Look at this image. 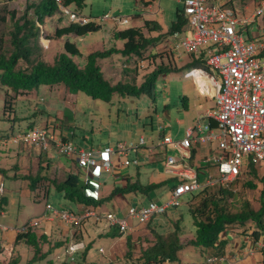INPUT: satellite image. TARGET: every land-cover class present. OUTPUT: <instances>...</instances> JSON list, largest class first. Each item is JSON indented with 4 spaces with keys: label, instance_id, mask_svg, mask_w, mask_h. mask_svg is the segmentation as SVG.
<instances>
[{
    "label": "crops",
    "instance_id": "crops-1",
    "mask_svg": "<svg viewBox=\"0 0 264 264\" xmlns=\"http://www.w3.org/2000/svg\"><path fill=\"white\" fill-rule=\"evenodd\" d=\"M162 0H112L114 4V9L118 12H126V16L129 18V23L127 24L125 28H119L120 26H115L114 24L110 22H103L99 24L101 26V29L97 32L91 33L96 34L99 32H102L101 34H98L96 36H92L89 38H86L87 35L84 36H75L74 34H70L68 36H63L60 38H54V31L57 28H61L63 26H66L67 24L71 23L68 19V17L61 15L57 10V12L60 16L58 18L54 29L53 34L50 39L53 40H61L63 39L62 45L64 41L71 40L75 43L74 40H78L83 42L85 41V45H81V49L79 47L78 50L80 52V56L75 57L79 58L82 61L81 66L85 63V57L87 54L93 52V51H103L107 50L109 48H115L117 50H120L123 48V41L121 40H114L112 38V33L114 30H123L126 28H142L145 22L149 23V29H143L142 32L146 38H154L157 39L156 44L149 49V52L151 54H155L156 51L161 52L162 55L159 57H162L161 61H164L165 63H160L158 65H161L162 67H166L167 69H170V72L161 74L158 78L161 79V93L163 95V109L161 114H156L157 117V129L159 131V128H163V130L170 133L174 141L181 140L184 136L179 137V132L177 128L174 129V126L172 124H175V126H180L182 123H188L194 125L199 121V124H201L202 119H206V123H209L210 125L214 122L211 119L206 118V113L213 107V101L211 98L201 95L195 87V94L190 92L189 90H186L183 92L184 99L186 100L185 106H183V109L177 112L176 116H172L170 109H169V90L168 87H166V83L169 81V77L172 73L178 72L183 69L182 72V78L184 79H190L185 78L184 73L193 68L194 66H189V64L193 63V59L191 55L181 51L176 50L173 46V39L170 37V33L168 32L170 25L175 19V12L174 17L170 19L164 18L165 15H163L162 12H160V3ZM210 4L212 5H218L223 7H230L234 9L237 16L245 20L246 22L241 24V30L245 38L248 39H258L262 43H264V0H208ZM180 5V7L176 8L175 11L178 9L180 10L182 8V5L180 2L176 1ZM120 6L122 9H120ZM71 11L77 12L80 15L82 14V8L85 7V0L83 7L81 9H77L73 5L67 6ZM262 8L263 9V15L261 17H256L255 12L257 9ZM55 13L48 17L47 20H51L54 18ZM111 13V12H110ZM96 14V13H95ZM117 15L116 13H112ZM103 15V14H101ZM99 15V16H101ZM120 15V14H119ZM82 16L86 17H99L97 15H93L92 13V5H90V11L87 15L82 14ZM170 19V20H168ZM42 23V26L45 27V21ZM107 35V36H106ZM73 36L71 39L70 37ZM101 42L107 43L105 48L102 49ZM76 44V43H75ZM77 46V45H76ZM99 47V48H97ZM94 50H91L93 49ZM63 51V48H62ZM61 51V52H62ZM60 52V53H61ZM121 59L125 60L126 58L121 57L118 54L112 55L108 58H104L101 60H98V65L101 69V63L105 62H111L112 60ZM73 60H75L73 58ZM102 71V69H101ZM109 81V80H108ZM156 81V82H157ZM192 81V80H191ZM193 83V82H192ZM64 88L63 86H52L49 87V89L54 88ZM64 90H66L64 88ZM32 91H27L22 93L21 95H18L17 98H14L11 100V107L12 111L9 113V117H7L8 113H4L3 119L5 120L7 118V122L11 121V125H15V109L18 108L20 110V113L29 114L27 111H24L25 107L16 105L14 107V102L19 100H24L25 96H28L32 94ZM5 93V91H3ZM8 95L12 96V92L8 91ZM114 100V98L112 99ZM52 104V103H51ZM64 112L57 111L56 115H52L50 113V108L48 106V114L46 116V122H56L59 124L58 121H61L63 124H66L69 126V128L62 127L61 135L64 140L71 141L73 130L70 128L72 126V118L69 117L70 112L72 109L64 102ZM15 108V109H14ZM37 109L34 111L36 112ZM41 112L40 114H42ZM189 123V124H190ZM190 124V125H191ZM8 125V126H7ZM6 126L8 129L0 131V169L5 171V174L0 173V184H4L5 180H11L16 182L17 187L15 189H18L19 187H23L28 191H32L34 194V202L38 204V206H42L38 208V211L35 213L34 210L30 212H34L33 215H29L30 217H27L26 223L31 222L34 220L39 221V224L32 229V231L35 233V235L38 238H41V242L39 244L40 248V259L36 260L32 264H68V260H65V263L63 259L65 255V250L68 245L73 243H80L83 246L88 247V243L91 244V247L88 248L86 252V260L83 263L80 264H87L91 262V252L93 250V239H89L88 236L93 231V234H97L101 236L99 239H108L111 241L110 247L114 245L115 242H118L120 245L126 244V239L130 238L133 234V229L136 225H138L134 220L129 221L130 229L125 234L121 235L117 231L116 227H108L107 224H103L102 215L104 213L109 212L107 209L104 211H97L100 209V205L97 207H91V206H83L79 204H75V208L70 210L77 214L80 218L78 221L74 223H64L59 221L52 213L45 210V204L48 203V196L51 189H55V184L63 181L68 174L71 173H80L78 169L76 168L75 163L58 153L57 149L55 147H50L46 151L42 150L39 146L35 144L31 145H17L12 144L8 138V136H4L5 134H8L9 131L11 134L13 133V126H11L8 122ZM33 124L30 122H27L24 128H21V123L17 127L18 131L25 130L27 128H31ZM60 125V124H59ZM71 125V126H70ZM193 125V126H194ZM192 126V127H193ZM61 127V126H60ZM191 127L185 128L186 130ZM185 130V131H186ZM17 131V132H18ZM184 131V133H185ZM5 133V134H4ZM3 134V135H1ZM85 139V138H84ZM152 140V139H151ZM74 144V143H73ZM190 148V158L188 163L192 165L198 172V178L200 180L206 178L210 173L211 170H213V175L215 174V168L214 166L208 164L206 161L208 158L212 157L216 152V144H194L191 143ZM77 147L81 148H87L81 143L79 145H76ZM106 146H100L97 149H102ZM91 149V148H90ZM167 152L172 154H178L176 151H174L172 148H167ZM165 150L161 148H157L151 155L147 154L144 149H140L137 152V156L140 160V164L137 166H123L120 164V161L118 159H115L113 162V166L109 169H105L102 171L101 178L99 179V182L101 184L100 189L98 191V194L100 195L101 199H104L103 201L110 202L111 208L116 213H125V210L128 206L133 205L131 203L134 202L136 205H145L149 201H160L161 195L157 193L155 189H152L151 191L144 192L141 190H135L130 191L124 194H117L111 198H109L110 193L114 188H125L128 184H138L139 186H147L151 183H159L157 180L158 175H153L152 173H146L144 172V169H148L149 166H156V167H163V156H164ZM191 153L192 156H191ZM134 157V155H132ZM150 172V171H149ZM166 172V171H165ZM166 176H168V179H171L174 181V177L171 173L166 172ZM152 176V177H150ZM154 177V178H153ZM32 179H38L34 184L31 183ZM111 180L112 185L106 186L107 181ZM31 185L34 187L33 190H30L29 187ZM61 193V192H59ZM31 194V193H30ZM28 195V193H27ZM28 197V196H27ZM146 197V198H145ZM43 200L41 204L40 202ZM129 200V201H128ZM10 201H17L5 199L4 195H0V218H5V208L10 206ZM20 199L17 201V206L19 207ZM40 215V217H37ZM98 216L97 218L95 217ZM37 217V218H36ZM156 222L155 228L152 227V230L155 232H158V223L161 219V217H155L153 218ZM152 219V220H153ZM170 222V221H169ZM161 223V222H160ZM162 224V223H161ZM9 228L3 226L0 224V264H8L12 260H15V264H26L29 260L32 259L34 255V250L27 246L26 244L19 242H15L16 237V230L13 231L11 229L10 232H13L12 235L13 239L10 241L8 234L10 233ZM250 231L242 232L239 228H230L226 229L223 234L220 235L219 241L216 242V245H218L219 248H215L212 251L209 250H201L198 249L201 253L205 254V262H197L196 264H264L263 262V251H260L257 247V243L253 244L251 237L249 236ZM15 244L13 249L11 248V245ZM99 250V249H98ZM78 252V251H77ZM75 253V256L77 257L78 253ZM182 250H180L177 254V260L181 258ZM39 255V256H40ZM214 256H220L221 259L214 262V263H207L206 259L208 257H214ZM72 264H76L73 262Z\"/></svg>",
    "mask_w": 264,
    "mask_h": 264
},
{
    "label": "built area",
    "instance_id": "built-area-1",
    "mask_svg": "<svg viewBox=\"0 0 264 264\" xmlns=\"http://www.w3.org/2000/svg\"><path fill=\"white\" fill-rule=\"evenodd\" d=\"M53 1L57 11L68 17L71 23L99 25L110 22L115 26H126L129 23L128 17L112 13L99 17L82 16L71 11L64 0ZM175 1L181 3L186 23L181 30L170 33V37L176 50L191 55L193 60H202L205 65L194 66L183 75L192 80L201 95L212 99L213 107L206 113V118L211 119L214 126L209 123L201 125L198 121L185 131L179 141H174L169 132L159 128V141L151 147L140 137L136 143L119 144L114 148L106 146L98 150L77 147L71 141L64 140L61 127L56 122H46L45 127L27 128L15 135H4L8 136L12 144H35L45 151L55 147L59 154L75 163L86 185L84 193L93 200L100 199L98 191L102 171L111 168L115 159L125 167L137 166L140 164L137 156L140 149L149 155L157 148L164 149L163 168L173 175L175 182L170 199L164 204L149 201L145 205L128 206L122 217H117L116 212L104 213L102 218L106 220L107 226L116 227L121 235L129 231L130 220L145 225L151 219L165 214L168 207H179L182 196L205 186L226 187L239 178L247 165L257 167L264 163V43L244 37L240 26L246 21L240 19L230 7L212 5L208 0ZM262 15L263 9H257L255 16ZM40 29L42 39L43 29ZM199 78L203 79L201 83H198ZM192 142L216 144L217 152L206 160L214 166V175H208L202 180L198 178L197 170L187 161ZM167 148H172L178 154L167 152ZM129 155L134 157L129 159ZM2 192L3 185L0 184V195ZM45 210L64 223H74L80 218L71 210L56 211L50 204L45 205ZM38 224L37 220L27 222L16 232L32 230ZM257 247L263 250L264 241L258 242ZM83 248L82 244L73 243L67 246L65 253L73 254ZM220 259L208 257L206 262L213 263ZM176 262L165 260L150 264Z\"/></svg>",
    "mask_w": 264,
    "mask_h": 264
},
{
    "label": "rangeland",
    "instance_id": "rangeland-1",
    "mask_svg": "<svg viewBox=\"0 0 264 264\" xmlns=\"http://www.w3.org/2000/svg\"><path fill=\"white\" fill-rule=\"evenodd\" d=\"M35 1L37 0H13L10 2L0 0V15L6 16L5 23H0V54H5L7 56L12 49L10 44V31L12 29V25L11 22L8 21L7 15H10L12 12L15 18H19L26 11L27 5H30ZM90 5H92L93 15L99 16L101 14L111 12L116 13L117 15L120 14V16H126L125 11L118 12L114 9L112 0H85V7L82 8V14H88L90 11ZM117 7L122 9L120 6ZM178 7H180V5L176 3L175 0H162L160 3V12L165 15L164 18H169L170 16V19H172L174 17L175 9ZM28 16H31L30 10H28ZM54 16L55 17L51 20H47V18L45 19L47 20L45 21V27L42 26V24L37 23L39 32L41 30L40 28L43 29V37L42 39L39 37V46L37 49H34V52L30 57L31 61L39 60L47 64H52L55 57L62 51L63 39H50L53 34L52 32L54 26L58 18H60L57 12ZM39 25L41 27H39ZM126 26H120L119 28H125ZM101 33L102 32L96 34L90 33L87 34L86 38L96 36ZM72 37L73 36H71L70 39ZM69 41L73 42L71 40ZM74 41L77 47L84 49L81 45H85L86 40H83L82 44L78 40ZM106 45L107 43L101 42L102 49L105 48ZM91 50H94V48ZM83 51H85V49ZM161 55V52L156 51L155 56L145 54V57L142 59L131 58L129 60H121L114 58L111 62L101 63L102 73L104 78L109 80L111 83L121 81L138 85L143 81L145 75L155 69L158 64L162 62L165 63L164 61H161L162 57H159ZM74 59L75 63L81 66L82 61L79 58L74 57ZM29 66L30 65L25 61L19 60L16 69L26 70ZM182 72L183 69L172 73L169 77L168 83L165 84L170 93L169 109L172 116H176L177 112L182 110L183 106L186 104L183 94L184 91L189 90L191 93H196L195 85L192 83L191 79L182 78ZM160 80L161 79L156 82L154 98L149 96H141L139 98L115 96L114 100H111L110 102L93 100L81 92L72 93L61 87L58 89H49L48 86H40L33 90L32 94L25 96L24 100L21 99L14 102V107L16 105L25 107L24 111H27L29 114L23 115L20 113L18 108H14L16 117L14 123L15 125H11L12 120L8 122L11 126H13L14 135L21 132L17 130V128H19L17 127L19 123H21V128H24L27 122L33 124L32 127H45V118L49 113L48 106H51L50 113H52V115H56L57 111L64 112L63 103L65 102L72 109L70 112L71 116L69 117L72 118V126L70 125V128L73 130V135L70 138L74 145H79L81 143L85 147L91 149H97L101 145L114 148L119 144L126 145L129 143H136L138 139L142 137L145 139L146 145L151 147L159 141L160 132L157 129L156 114H161L163 109V95L160 91L162 82ZM3 91L4 90L0 88V131L8 129L7 118L5 120L3 119L4 100H6L8 112L11 105V96L7 94L5 95ZM35 109H37L36 112L34 111ZM41 112L43 113L40 114ZM7 117H9V113ZM206 121L207 120L205 118L202 119L201 125H204ZM58 122L61 128H69V126L66 125L67 123L63 124L61 121ZM189 123L190 122L182 123L180 126L172 124L174 129L177 128L179 137L184 136V131L186 130L185 128L192 127L194 125V122L193 124L190 123L191 125ZM4 132H8L9 135L11 134L10 130ZM151 139L153 141H151ZM128 158L131 159L132 155H129ZM148 169H150V172L147 169H144V172L147 174L152 173L153 175H158L159 179L157 180L161 179V181H158L161 184L154 188L157 193L161 195L159 203L164 204L168 202L171 196L172 186L175 182L167 178L168 176L165 175L166 172L162 166H149ZM255 171L257 176L256 178L248 171H245L238 179L229 185V188L234 196L233 198L231 197L227 199V202L230 203L228 208L231 211L238 209V205H240L243 201H247L250 207L254 210L258 208L259 192L262 187L258 178H261L264 175V163L255 167ZM209 175H213V170H211ZM247 181H251L257 187L255 189H250L245 184ZM4 184L3 195L6 200L16 199L18 201L20 199L19 207L17 206V201H10V206L7 207V209L5 208L6 217L0 218V224L9 228L8 231L10 232L11 229L15 231L26 225L27 217L34 214V212L30 211L35 208L36 213L38 208L42 206H38V204L33 201L34 194L32 191H28L23 187L15 189L17 184L11 180H5ZM111 185V180H108L106 186ZM189 197V193L182 196L179 199V207H168L166 213L159 216L162 220H160L157 224L159 227V233L167 235L175 230V222H177L179 229L177 234L179 241L183 245V248L181 249V258L177 260V264H196L197 262H205V254L188 245L194 231L191 216L188 211ZM107 201H102V204L100 205L101 207L97 211H104L107 209L109 212H114L111 208L110 202ZM196 201L197 200H193L190 203H196ZM42 202L43 200L38 203L41 204ZM48 203L56 211L75 208V204L73 202L65 199L62 193H59L54 189L50 190ZM131 203L136 205L132 201ZM116 214L117 217H122L121 212ZM37 217H40V215ZM102 220V223L105 224L106 220L104 218H102ZM155 221L153 219L145 225H136L134 227L133 234L130 236V255H126V244L122 246L118 242H115L114 245L110 247V240L99 239L101 236L93 234V231L88 236L89 239H93V250L90 256L92 261L87 264H141V262L139 263L141 250L149 246L154 240L151 232H153L152 227L155 228L156 226ZM13 234V232L8 234L10 241L13 239ZM14 245L15 244L11 245L12 249ZM88 247H91L90 243H88ZM98 249H102V252H99ZM86 252L87 245L84 246L83 249L78 250L77 257L75 256L76 252L73 254L65 253L66 256L63 261L65 263V260L67 259L68 264H72L73 262L76 264L83 263L86 260Z\"/></svg>",
    "mask_w": 264,
    "mask_h": 264
},
{
    "label": "trees",
    "instance_id": "trees-1",
    "mask_svg": "<svg viewBox=\"0 0 264 264\" xmlns=\"http://www.w3.org/2000/svg\"><path fill=\"white\" fill-rule=\"evenodd\" d=\"M7 2L13 0H6ZM65 5H73L77 9H81L84 0H64ZM28 10L31 11V16H28ZM57 10L53 0H37L30 5H27L24 14L15 18L11 12L8 16V21L11 22L12 29L10 31L11 51L6 56L0 54V87L8 95V91L12 92L11 100L17 98L24 92L35 90L40 86H63L66 90L77 93L81 92L93 100L110 102L115 96L119 97H135L149 96L155 97L157 78L163 74L170 72V69L156 66L151 72L147 73L143 81L138 84L118 81L111 83L104 78L103 73L98 65V60L108 58L118 54L121 57L129 60L131 58L142 59L149 49L153 47L157 39L146 38L142 32L143 29H149V23L145 22L142 28H126L123 30H114L112 38L114 40L123 41V48L117 50L109 48L103 51H93L86 55L85 63L79 66L73 60L74 57L80 56V52L75 43L69 40L64 41L62 48L63 52L59 53L52 64H47L43 61H31L30 57L39 46V29L38 24H42L44 20L52 16ZM6 16L0 15V23H5ZM186 23L182 11H175V19L170 25L169 33L181 30ZM101 26L87 23L80 25L77 23H69L66 26L57 28L54 31V38H60L74 34L75 36H84L90 33L97 32ZM155 56L151 54L150 56ZM19 60H23L30 66L26 70L16 69ZM205 66L202 60H194L189 66ZM10 96V95H9ZM7 104L4 100V113H7ZM12 111L10 105V110ZM213 124H211L212 126ZM193 153H191L192 156ZM255 167L251 164L247 165L242 173L248 171L253 177L256 176ZM1 174L5 171L0 169ZM241 173V175H242ZM240 175V176H241ZM239 176V177H240ZM38 179H32L34 184ZM261 184V190L258 198V208L252 209L247 201H243L238 205V209L231 211L228 207L230 203L228 198H233V193L229 185L222 187L220 185L205 186L200 190L189 193L188 211L191 216L192 225L194 227L193 236L188 245L201 250H209L219 248L216 242L226 229L239 228L242 232L250 231L249 236L253 244L264 241V175L258 178ZM55 184V189L63 194V197L71 202L83 206H99L104 199L93 200L84 193L86 185L80 178L79 174L71 173L66 178ZM161 183H151L147 186H139L138 184H128L125 188H114L109 195V198L124 194L130 191L141 190L144 192L151 191ZM250 189H255L257 186L251 181L245 183ZM31 190L34 187L31 185ZM197 200L196 203H190ZM164 215V214H163ZM159 217V216H158ZM152 220V219H151ZM150 220V221H151ZM175 230L167 235H162L158 232H151L154 240L149 246L141 250L139 263L150 264L151 262H169L177 261V254L183 248L178 237V225L175 222ZM117 229V228H116ZM15 242H22L30 246L34 250V255L26 264H32L40 259L39 244L41 238H38L35 233L28 229L26 232L17 233ZM126 255H130L131 246L130 238L126 239ZM89 247H87L88 250ZM263 257H264V249ZM40 255V256H39ZM221 258L220 256H214ZM264 262V258H263ZM8 264H15L12 260Z\"/></svg>",
    "mask_w": 264,
    "mask_h": 264
},
{
    "label": "bare ground",
    "instance_id": "bare-ground-1",
    "mask_svg": "<svg viewBox=\"0 0 264 264\" xmlns=\"http://www.w3.org/2000/svg\"><path fill=\"white\" fill-rule=\"evenodd\" d=\"M202 81H203L202 78H199V79H198V83H201Z\"/></svg>",
    "mask_w": 264,
    "mask_h": 264
},
{
    "label": "clouds",
    "instance_id": "clouds-1",
    "mask_svg": "<svg viewBox=\"0 0 264 264\" xmlns=\"http://www.w3.org/2000/svg\"><path fill=\"white\" fill-rule=\"evenodd\" d=\"M67 6V5H66ZM40 37V36H39ZM5 135H8V134H5ZM2 184V183H1ZM3 185V184H2ZM3 193V192H2ZM2 195V194H1Z\"/></svg>",
    "mask_w": 264,
    "mask_h": 264
}]
</instances>
